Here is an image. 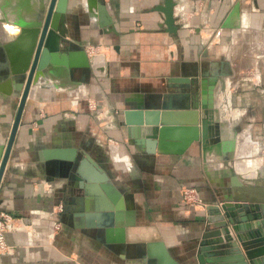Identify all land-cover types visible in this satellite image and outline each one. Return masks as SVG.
<instances>
[{
  "label": "crops",
  "instance_id": "obj_1",
  "mask_svg": "<svg viewBox=\"0 0 264 264\" xmlns=\"http://www.w3.org/2000/svg\"><path fill=\"white\" fill-rule=\"evenodd\" d=\"M98 1L102 16L88 0H68L65 37L87 57L104 59L94 57L93 65L70 75L67 66H77L81 52L60 50L45 83L27 97L0 182V217H11L15 226L6 231L0 264H146L157 242L189 264L208 215L183 207L182 186L196 187L208 206L249 201L247 190L264 196V0H174L176 34L166 32L164 16L154 11L163 0ZM39 5L0 0L7 21L0 22V145L19 104L5 80L23 56L21 29L13 22ZM204 71L205 79H216L205 142L182 154L176 146L147 153L137 123L125 114L153 104L158 109L149 111L160 113L159 124L197 122L196 111L195 122L164 120V112L193 111L176 100L170 110L160 105L167 90L179 97L185 82L201 80ZM83 154L101 169L83 163L92 199L115 206L106 181L119 192L122 210L110 235L101 218L76 213L74 203L65 213L67 201L85 198L84 190L73 192L69 176ZM118 230L124 231L122 248Z\"/></svg>",
  "mask_w": 264,
  "mask_h": 264
},
{
  "label": "water",
  "instance_id": "obj_2",
  "mask_svg": "<svg viewBox=\"0 0 264 264\" xmlns=\"http://www.w3.org/2000/svg\"><path fill=\"white\" fill-rule=\"evenodd\" d=\"M68 0H45V5L43 9L40 10L36 16L37 23L27 24L22 26L24 30L20 39L23 40L25 52L24 58L20 63V66L8 67L6 73V81L8 85V92L10 95L19 96V104L15 113V117L10 129V133L6 141L1 144L0 153V182L5 171L7 161L15 140V136L20 124L21 115L32 87H38L45 83V72H50L49 67L54 63V58L59 53L60 50L67 52L72 49H78L81 52L80 62L76 64L77 66L68 65L70 75L72 74V69H87L89 68L94 59L99 56V58L104 59L103 55H90L87 57L85 50L80 45H75L70 42L65 37V16L67 9ZM89 5L99 11L100 16L103 15L105 9L98 0H88ZM174 0H163V4L158 5L154 8V11L160 12L164 16L163 26L166 28V32L169 34H176L177 27L174 18ZM1 23L7 22L5 19L1 20ZM30 32V33H29ZM26 35L27 40H26ZM62 44H66L65 49L61 48ZM85 54V55H84ZM87 57V58H86ZM96 57V58H94ZM27 72V73H26ZM209 77L207 71L202 73L201 80H193L186 83V90L181 92L177 98H185V108L192 109L194 111L200 110L201 121L200 125L195 122L189 126L182 124H169V123H157L146 122L142 125L141 122L136 125L138 128V135L140 140H144L147 145V153L154 154L156 152V147L162 149L163 146H175L177 147L178 154L184 153L188 148H192L196 145L203 144L207 136V113L213 110V90L215 89L216 79L207 80L205 78ZM167 96H162L161 109L166 110L171 108V103L174 98V93L167 90ZM155 105H150L141 108L144 112H149V110H157ZM200 126V127H199ZM171 142V143H169ZM89 161L93 164L94 168L101 170L97 162L93 161L87 154H83V158L72 163V173L70 178L73 180V192L84 190L85 198H79L78 200L72 199L66 202L65 213L72 211L69 207L74 203V210L76 213L94 215L97 218H101L102 222L100 225L105 228L107 235L113 233L116 225L117 213L122 210L121 202H118L119 192L115 189L111 182H107L105 179V184L103 189L108 195L112 197L115 206L110 205H99L93 197V186L88 180L87 176L83 173V163ZM68 168V165H67ZM70 169V170H71ZM86 180V183L83 181ZM251 191L247 190L246 193L251 196L249 201L247 200H231L225 199L218 204L210 206L207 208L208 217L207 225L204 226L203 230L199 235H197V247L198 251L195 255V261H191L189 264H257L254 260V253L247 252V255L241 251L231 235L228 225L233 223L234 207L244 208L248 210L253 208L249 206L255 202V204H260L264 206V196H253ZM256 191V190H255ZM92 202V203H91ZM233 202H242L243 205L233 204ZM69 204V206H68ZM75 204L77 206H75ZM90 212V213H89ZM238 214V212H236ZM241 214V213H239ZM1 221V217H0ZM99 224V223H98ZM264 226V219L255 222L252 227L258 228L259 226ZM120 234L119 241H117L118 247L122 248L126 243L124 239V231L118 230ZM262 240L264 241V234L262 233ZM108 237V236H107ZM155 251L148 252L145 254L146 264H180L174 260L163 242H157L154 245ZM226 247V250L222 248ZM125 248V247H124ZM264 250V246H263ZM140 257V255H139Z\"/></svg>",
  "mask_w": 264,
  "mask_h": 264
},
{
  "label": "rangeland",
  "instance_id": "obj_3",
  "mask_svg": "<svg viewBox=\"0 0 264 264\" xmlns=\"http://www.w3.org/2000/svg\"><path fill=\"white\" fill-rule=\"evenodd\" d=\"M0 19L4 20L5 18L0 16ZM23 30L24 29L21 28V30L19 31V34L22 33ZM166 110H170V109H166ZM184 110H192V109H184ZM196 112L199 117L200 110H196ZM200 119L197 121L198 125L200 124V121H201ZM135 126H136L135 128H137V125ZM260 160L263 161L264 157H262V159ZM257 175L255 174V176ZM180 197H181V203L183 204L184 208H187L193 211L200 210V211H203V213L206 215H208V212H207L208 207L218 204L216 203L210 206H208L207 204H204L202 201V198L200 197L198 189L194 186H182L180 189ZM234 203L235 204L239 203V205L244 204L242 202H233V204ZM249 206H253V208H249L248 210H245L244 208L236 209L234 207L235 216L232 218L234 221L233 223L228 225L229 230H230V235L235 241H237L238 247L241 249L242 252H244L245 255H247L248 251L251 253H254L253 256H254L255 262L257 264H264V250H263L264 241L262 240V236H261L262 233L264 234V226L260 224L258 228L252 227V225L255 222L259 221L261 223V221L264 219V206L257 204V203L255 204V202L252 203V205L250 204ZM236 212H238V214H236ZM243 218H246V219H243ZM203 224L204 226L207 225V221H204ZM222 250H226V247L222 248Z\"/></svg>",
  "mask_w": 264,
  "mask_h": 264
},
{
  "label": "bare ground",
  "instance_id": "obj_4",
  "mask_svg": "<svg viewBox=\"0 0 264 264\" xmlns=\"http://www.w3.org/2000/svg\"><path fill=\"white\" fill-rule=\"evenodd\" d=\"M40 1V5H39V8L37 9L36 12H34L33 15H31L29 18H27L26 20H21L22 18L20 16L16 17L17 19L13 22L14 24H16L18 27H21L24 26V25H27V24H35L37 23V20H36V16L38 14V12L40 10L43 9V6L45 5V0H39ZM13 21V20H12ZM10 23V22H8ZM12 23V22H11ZM30 33V32H29ZM27 35H26V40H27ZM23 52V56H22V59L19 61V63L25 58L24 54V50L22 51ZM21 64H16L15 68L20 66ZM174 100V105H175V100L180 102V104L182 105H185V98H173ZM183 100H184V103H183ZM177 103V102H176ZM159 114L160 113H157V112H144L142 110H136V111H128L126 114H125V120L128 121L129 123H139V122H155L156 120H158V117H159ZM196 113L193 111V112H188L186 114H177L175 117V114L174 116L172 117H168L166 112H164V120H167V121H175V119L177 120H184V121H190V122H195L196 120ZM83 173L85 174V176H87L89 178L90 174H88V172H86V170L84 169L83 170ZM258 182V181H257Z\"/></svg>",
  "mask_w": 264,
  "mask_h": 264
},
{
  "label": "built area",
  "instance_id": "obj_5",
  "mask_svg": "<svg viewBox=\"0 0 264 264\" xmlns=\"http://www.w3.org/2000/svg\"><path fill=\"white\" fill-rule=\"evenodd\" d=\"M90 107L92 110H94V108L96 107V104H90ZM15 227L14 226V220H12L11 217H1V221H0V251H2V249L5 247V234L7 229H11Z\"/></svg>",
  "mask_w": 264,
  "mask_h": 264
}]
</instances>
